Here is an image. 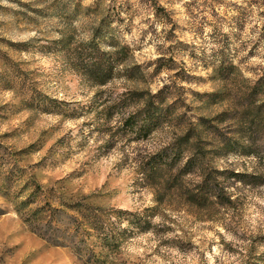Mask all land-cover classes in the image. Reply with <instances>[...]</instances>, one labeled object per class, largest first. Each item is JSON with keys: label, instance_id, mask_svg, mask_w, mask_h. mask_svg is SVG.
<instances>
[{"label": "rangeland", "instance_id": "obj_1", "mask_svg": "<svg viewBox=\"0 0 264 264\" xmlns=\"http://www.w3.org/2000/svg\"><path fill=\"white\" fill-rule=\"evenodd\" d=\"M116 42L129 48L118 70L138 65L145 74L126 78L120 70L94 82L79 60L91 43L108 51ZM220 48L235 68L225 78L213 70ZM159 57L171 58L172 69L156 70ZM263 75L264 0H0V264H92L30 230L23 218L36 203L15 211L32 184L37 203L63 211L75 202L101 213L149 210V229L94 248L97 264H264V183L241 177L264 174V155L206 153L223 172L217 178L230 202L204 206L189 203L183 190L200 181L198 169L173 184L166 179L177 167L151 166L187 128L201 148L216 135L264 140L245 97ZM160 88L180 118L165 117L141 136L124 119ZM213 91L223 98L209 103L202 94ZM127 214L109 218L125 227Z\"/></svg>", "mask_w": 264, "mask_h": 264}, {"label": "trees", "instance_id": "obj_2", "mask_svg": "<svg viewBox=\"0 0 264 264\" xmlns=\"http://www.w3.org/2000/svg\"><path fill=\"white\" fill-rule=\"evenodd\" d=\"M94 43H91L89 48L85 51L81 63L84 66L86 73H89L91 80L96 81L99 84H103L112 75L119 73L126 76V78H132L133 76H143L145 72L139 68L138 65L124 66L118 70V67L125 63L129 56V48L120 43H114L112 50L98 51L94 47ZM216 61V65L213 67L214 73L220 78H225L233 72L234 66L226 55L223 54V50L219 49L218 53L213 58ZM160 61H164L160 63ZM158 63L156 70L159 68L172 69L174 61L171 58L163 60L159 57L156 59ZM167 91V90H166ZM218 92L203 93L206 99H209V103H215L220 101L223 97ZM264 94V75L255 81L245 94L248 99L246 109L250 122L258 129L264 130V98L259 102L251 97H258ZM134 99H142L143 95L135 92ZM169 92H165L164 89H158L156 92L146 94L143 98V103L133 112L128 114L124 119L125 125L129 129H135L141 136H145L155 127H157L164 119H179L180 114H173L177 109L174 106V102H165L169 96ZM133 99V100H134ZM40 102V100H39ZM38 104V101L36 102ZM42 105V104H41ZM250 110L253 113H250ZM173 114V116H172ZM167 115V116H166ZM232 118V117H230ZM216 118H212L215 120ZM198 122L202 126L213 128L210 121L204 118H198ZM221 118L219 121H222ZM205 122H208L205 124ZM211 133L212 130L210 131ZM197 133L192 128H187L180 136H178L170 145L154 154L151 161L152 169L155 171H162L166 169L168 173H171L172 167H177V171L173 174H168L169 179H166L168 183L173 184L181 182V176L198 169L201 174V179L194 186L193 189H183L185 192V199L196 206H204L205 203H218L224 204L230 202V196L226 193V190L217 178L223 172L217 171L207 163L206 153H211L215 156L226 155L228 153L240 154L257 157L258 160L262 159L264 155V140L261 138L259 142L255 143V139L248 136L244 139L246 142H241L234 136H222L216 135L215 142H205L209 148H201L199 146L200 140ZM206 141V140H203ZM189 151V154L182 161L184 153ZM262 151L263 154H260ZM209 166V167H208ZM236 176V174H233ZM241 177H249L250 180L247 183L261 184L264 183V174H243ZM225 178V177H224ZM244 179V178H243ZM241 178V180L243 181ZM33 190L29 192L26 198L21 199L15 203V211H21L31 203H36L28 213L25 214L23 221L29 226L30 230L37 236L44 239L53 245H65L69 244L70 247L79 255H85L88 261L92 264H97L101 260L99 254L94 253L95 247H102L104 250L116 246L118 241V233H123L128 230L131 233L132 229L145 231L151 227L149 217V210H143L140 213L127 212L125 210H110L111 213H101L97 209H92L89 206H80V202L64 205V211L60 208L49 206V202L45 201L41 204L37 203V196L41 194L39 186L32 184ZM2 195V194H1ZM82 207V209L80 208ZM86 207V208H84ZM75 211L79 215V219H76L73 215L68 214L66 211ZM60 212L62 214H60ZM2 208L0 207V214ZM48 214L49 220L44 221L43 215ZM127 214L132 215L131 219L126 222L125 227H120L118 221H113L109 217V214ZM55 217V219H54ZM59 220L64 221L63 228L56 222ZM67 221V225L65 224ZM118 229V231L116 230ZM61 239L64 242H61ZM80 256V255H79ZM81 257V256H80Z\"/></svg>", "mask_w": 264, "mask_h": 264}]
</instances>
